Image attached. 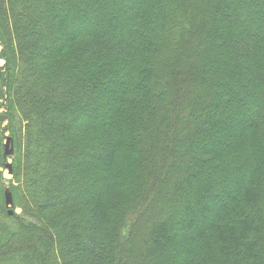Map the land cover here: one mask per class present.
Here are the masks:
<instances>
[{
	"label": "trees",
	"instance_id": "16d2710c",
	"mask_svg": "<svg viewBox=\"0 0 264 264\" xmlns=\"http://www.w3.org/2000/svg\"><path fill=\"white\" fill-rule=\"evenodd\" d=\"M0 59V264H264V0H0Z\"/></svg>",
	"mask_w": 264,
	"mask_h": 264
},
{
	"label": "water",
	"instance_id": "95a60500",
	"mask_svg": "<svg viewBox=\"0 0 264 264\" xmlns=\"http://www.w3.org/2000/svg\"><path fill=\"white\" fill-rule=\"evenodd\" d=\"M0 119L1 120H5L6 119V116L5 115H0ZM10 136H5V141H4V153L5 155H11L12 151H13V148H12V145L10 144ZM5 167L7 168L8 172L11 173L12 171V167H11V162H6L5 163ZM4 202H5V205H6V208H7V213L9 215H11L14 210H13V197H12V193L9 189L8 186H6L4 188Z\"/></svg>",
	"mask_w": 264,
	"mask_h": 264
},
{
	"label": "rangeland",
	"instance_id": "374dc122",
	"mask_svg": "<svg viewBox=\"0 0 264 264\" xmlns=\"http://www.w3.org/2000/svg\"><path fill=\"white\" fill-rule=\"evenodd\" d=\"M3 64V60L2 59H0V66ZM5 111H6V108L4 107V106H2V107H0V115H5L6 113H5ZM6 116V115H5ZM1 120V119H0ZM3 123H2V125L1 126H3V125H6L7 124V116H6V119L5 120H1ZM220 131H222V128H220L219 129ZM9 135V133L8 132H5V135L4 136H8ZM13 152V151H12ZM12 154V153H11ZM7 161L8 162H12V157H8V159H7ZM3 175H4V178H5V181H4V184H5V187L6 186H8V180L9 179H11V177H12V174L11 173H9L8 172V170H7V168H3ZM14 210V212H16V213H19L20 211H21V209L20 208H15V209H13ZM13 212V213H14Z\"/></svg>",
	"mask_w": 264,
	"mask_h": 264
}]
</instances>
